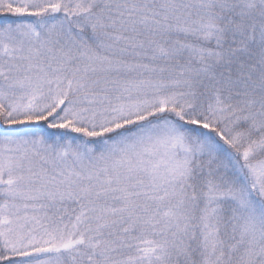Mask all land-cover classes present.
Listing matches in <instances>:
<instances>
[{
	"label": "snow or ice",
	"instance_id": "snow-or-ice-1",
	"mask_svg": "<svg viewBox=\"0 0 264 264\" xmlns=\"http://www.w3.org/2000/svg\"><path fill=\"white\" fill-rule=\"evenodd\" d=\"M0 264H264V0H0Z\"/></svg>",
	"mask_w": 264,
	"mask_h": 264
}]
</instances>
